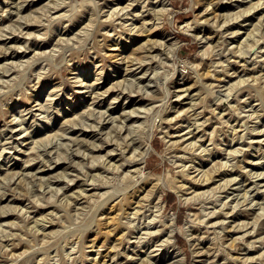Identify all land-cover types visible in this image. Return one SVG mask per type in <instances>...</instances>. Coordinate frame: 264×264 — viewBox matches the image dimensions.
Listing matches in <instances>:
<instances>
[{
    "label": "rangeland",
    "instance_id": "obj_1",
    "mask_svg": "<svg viewBox=\"0 0 264 264\" xmlns=\"http://www.w3.org/2000/svg\"><path fill=\"white\" fill-rule=\"evenodd\" d=\"M263 209L264 0H0V264H264Z\"/></svg>",
    "mask_w": 264,
    "mask_h": 264
},
{
    "label": "bare ground",
    "instance_id": "obj_2",
    "mask_svg": "<svg viewBox=\"0 0 264 264\" xmlns=\"http://www.w3.org/2000/svg\"><path fill=\"white\" fill-rule=\"evenodd\" d=\"M209 4V3H208ZM189 24H191V22L189 23V22H185L182 26H187L188 27V25ZM199 36V35H198ZM235 53V52H234ZM233 53V54H234ZM145 73V72H144ZM164 98V97H163ZM22 120V119H21ZM152 123V122H151ZM254 128V127H253ZM253 130V129H252ZM125 139V138H124ZM131 140V139H130ZM146 142V145L148 146V147H150V148H152L151 147V141H150V135H148V137H147V141H145ZM120 143V142H119ZM135 148V147H134ZM236 153V152H235ZM139 156V155H138ZM139 159H142V156L139 158ZM226 162H228V161H226ZM225 163V162H224ZM236 165V164H235ZM139 171H141V167L138 169ZM232 170V169H231ZM206 171V170H205ZM223 172H225V171H223ZM142 173H143V171H142ZM201 173V172H200ZM201 177H202V179H201V181L202 182H207L209 179H212V174L211 173H208V171H206V172H204L203 171V173L200 175ZM230 177V176H229ZM227 179V178H226ZM225 179V180H226ZM229 179V178H228ZM230 179H231V177H230ZM229 179V180H230ZM232 179H234L233 177H232ZM232 179L230 180V181H232ZM182 180H184V179H182ZM187 180V179H186ZM200 180V179H199ZM198 180V181H199ZM229 180L227 181V182H229ZM186 182V181H185ZM137 183V182H136ZM226 183V182H225ZM155 184H157V183H155ZM182 184V183H181ZM189 184V183H188ZM183 185V184H182ZM186 185V184H185ZM165 186H167V187H169L170 189L171 188H175V186H174V184H172V182L171 183H169L168 185H165ZM189 186V185H188ZM187 186V187H188ZM225 186V185H224ZM227 186V185H226ZM155 187V186H154ZM159 189V186H157L156 188H153V190L151 191V193H150V191H148L149 192V196H152L153 198L151 199V200H153V199H156V202L155 203H153L154 205V207L155 208H157V210L156 211H160L161 209H162V207H163V200H162V195L160 194V190H158ZM146 191V192H147ZM147 195H148V193H147ZM246 195V194H245ZM111 196V195H110ZM114 196V195H113ZM146 196V194L144 195V197ZM112 197V196H111ZM143 196L141 197V199L142 198H144ZM146 197H148V196H146ZM145 200H148L147 198L145 199ZM136 202H138V206L136 207V208H134L135 210H134V212H132L133 214H137L138 212H139V210L140 209H142L143 208V205L141 206V201H136ZM143 202V201H142ZM104 203V202H103ZM102 203V204H103ZM144 203V202H143ZM149 202L147 201V204H148ZM148 206V205H147ZM100 207V206H99ZM264 210V209H263ZM95 216V215H94ZM128 221V220H127ZM93 223V222H92ZM174 224V222L173 221H171L170 222V224L168 225V230H167V232H166V234H167V236H166V239H167V241L168 242H170L171 241V237H172V229H171V227H172V225ZM88 226V225H87ZM187 227H190V225H188ZM86 229V228H85ZM189 230V229H188ZM109 231V230H108ZM110 232V231H109ZM251 232V231H250ZM112 233V232H111ZM64 240V239H63ZM161 243V242H160ZM171 245V244H170ZM174 245L175 244H172L171 246H172V250H171V252L173 253L174 252V254H173V256L172 257H174V258H177V260H179V261H183V252L181 251V250H179V249H177V248H174ZM72 247V246H71ZM61 248V247H60Z\"/></svg>",
    "mask_w": 264,
    "mask_h": 264
}]
</instances>
